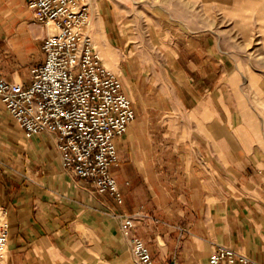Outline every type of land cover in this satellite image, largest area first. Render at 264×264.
<instances>
[{"label":"crops","instance_id":"crops-1","mask_svg":"<svg viewBox=\"0 0 264 264\" xmlns=\"http://www.w3.org/2000/svg\"><path fill=\"white\" fill-rule=\"evenodd\" d=\"M28 1L0 0V76L9 82L29 83L30 70L44 60L47 30ZM89 3L95 47L135 112L116 141L118 163L111 167L123 202L63 169L56 139L26 137L0 104L6 264H136L133 235L157 264H207L213 244L264 264L259 127L227 106L220 81L205 75L203 58L177 54L170 68L148 73L129 48L112 1ZM120 214L133 219L128 236Z\"/></svg>","mask_w":264,"mask_h":264},{"label":"built area","instance_id":"built-area-1","mask_svg":"<svg viewBox=\"0 0 264 264\" xmlns=\"http://www.w3.org/2000/svg\"><path fill=\"white\" fill-rule=\"evenodd\" d=\"M28 7L47 30L41 46L44 60L30 70L27 84L0 76V104L26 137L46 133L56 139L63 169L121 205L111 167L118 163L116 141L126 133L135 112L120 79L104 66L95 47L90 3L29 0ZM119 217L128 236L133 219L126 214ZM8 236L6 212L0 207V264H6ZM128 240L136 264H157L140 237ZM207 264L262 263L213 244Z\"/></svg>","mask_w":264,"mask_h":264},{"label":"rangeland","instance_id":"rangeland-1","mask_svg":"<svg viewBox=\"0 0 264 264\" xmlns=\"http://www.w3.org/2000/svg\"><path fill=\"white\" fill-rule=\"evenodd\" d=\"M111 1L148 73L170 68L177 54L203 58L227 106L257 125L264 141V0Z\"/></svg>","mask_w":264,"mask_h":264}]
</instances>
